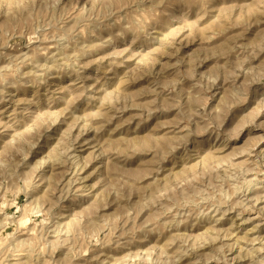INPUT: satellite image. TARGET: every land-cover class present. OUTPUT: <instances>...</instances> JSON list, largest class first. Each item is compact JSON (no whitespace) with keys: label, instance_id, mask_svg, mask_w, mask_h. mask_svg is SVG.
<instances>
[{"label":"rangeland","instance_id":"374dc122","mask_svg":"<svg viewBox=\"0 0 264 264\" xmlns=\"http://www.w3.org/2000/svg\"><path fill=\"white\" fill-rule=\"evenodd\" d=\"M0 264H264V0H0Z\"/></svg>","mask_w":264,"mask_h":264},{"label":"bare ground","instance_id":"6f19581e","mask_svg":"<svg viewBox=\"0 0 264 264\" xmlns=\"http://www.w3.org/2000/svg\"><path fill=\"white\" fill-rule=\"evenodd\" d=\"M62 49V48H61ZM247 184V183H246Z\"/></svg>","mask_w":264,"mask_h":264}]
</instances>
